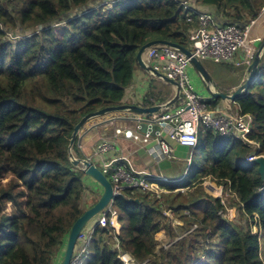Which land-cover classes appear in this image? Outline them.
Returning <instances> with one entry per match:
<instances>
[{
  "label": "trees",
  "instance_id": "trees-1",
  "mask_svg": "<svg viewBox=\"0 0 264 264\" xmlns=\"http://www.w3.org/2000/svg\"><path fill=\"white\" fill-rule=\"evenodd\" d=\"M189 2L219 24L240 27L264 9V0ZM192 11L178 0H0V264L59 263L85 210L84 196L98 190L69 158L75 126L89 113L124 103L144 44L167 40L191 48L199 27L197 13L188 20ZM236 103L254 115L250 137L264 154V75ZM234 139L200 127L195 150L202 161L183 185L193 196L164 206L199 227L161 253L159 237L171 229L170 222L161 224L164 202L130 188L116 198L125 224L118 238L136 261L264 264L252 229L254 223L264 233V181L258 165L247 161L252 147ZM206 178L236 192L230 207L239 206L247 228L224 216L223 199L204 190ZM170 234L177 236L174 229ZM113 239L109 225H97L87 264H123Z\"/></svg>",
  "mask_w": 264,
  "mask_h": 264
},
{
  "label": "built area",
  "instance_id": "built-area-1",
  "mask_svg": "<svg viewBox=\"0 0 264 264\" xmlns=\"http://www.w3.org/2000/svg\"><path fill=\"white\" fill-rule=\"evenodd\" d=\"M178 1H180L185 10H193L188 14L189 21H192L193 14L197 13L199 27L190 36L192 41L190 50L200 60L211 58L216 62H232L239 50L250 46V33L257 22L256 18L252 19L244 27H240L237 24H219L214 14L198 10L190 4L189 0ZM254 56L252 55L250 59H253L252 57ZM191 59L192 56H188L179 48L168 44L153 45L146 50V63L160 71L161 66L158 64L154 65L153 62L156 60L162 61V69H164L167 77L177 82L180 95L174 103H168L171 99L162 103L161 110L153 115L137 114L138 116H133L131 120L135 123L136 129H126V136L132 138L135 132L141 131L143 125L146 124L148 126L144 132L146 142L154 141L150 147L151 154L157 160L174 161L178 159V156L176 147L171 141L191 148L193 152L199 144L200 127L204 125L206 128L219 132L222 136L238 139L251 146L252 152L247 157L248 162L263 156L264 154L260 153V142L250 137L255 121L254 115L252 113H242L240 109H233L229 104L218 108L219 112L212 110L209 99L196 90V86L191 80V75L188 73V68L192 65ZM247 63L250 64L251 60H247ZM257 77H255V81L258 79ZM116 117L119 118V113L113 118ZM106 120L111 121V119L105 118L102 122L107 124L108 121ZM120 131L121 128L116 129L117 133ZM116 150L115 141L105 138L93 145V149L86 158L96 165H98L97 162L101 163L103 173L112 181L114 194H122L128 188L144 189L159 193L157 189L160 188L166 191L163 188L166 186L162 185L161 182L174 181L163 174L137 170L130 161L132 169L121 166L118 162L124 157L105 159L106 154H111ZM187 160L188 166L181 178L186 177L187 172L191 168L192 155ZM120 219V212L115 207L113 197L102 211L98 224L109 225L113 230L119 246V257L123 264H147V261H136L130 251L123 249L122 243L118 238L122 233L123 227ZM94 230L95 228L89 233L84 231L80 233L75 255L70 264H84L86 262V257L91 249Z\"/></svg>",
  "mask_w": 264,
  "mask_h": 264
},
{
  "label": "crops",
  "instance_id": "crops-1",
  "mask_svg": "<svg viewBox=\"0 0 264 264\" xmlns=\"http://www.w3.org/2000/svg\"><path fill=\"white\" fill-rule=\"evenodd\" d=\"M256 19H257V22L252 27V30L250 33V46L241 49L236 54L232 62H219V63L228 64V65L246 64L248 65L247 68H245V71L243 72V74L236 72V76L239 79V81L236 83H232V84H226L225 80H223V83H222L220 80H217L215 78L214 74L211 73L214 83L216 84L217 90L223 91V92H233L241 84H243L244 81L247 79L248 68L253 62V59L255 57L254 55L256 54V52H258L260 47L264 45V9L261 11L260 15ZM252 55L254 57H252L253 59H250ZM204 60H212V59L205 58V59H202V62ZM247 60H251V63L250 64L247 63ZM153 64L160 65L161 66L160 72L165 73L164 69H162L163 67L162 61L156 60L153 62ZM193 65L194 64H192V66L191 65L189 66L188 73H190L191 75V80L195 84L196 90L199 93L204 94L207 97V99L210 100L212 110L219 112L220 110L218 108L227 106L228 104L231 105L232 106L231 108L233 109H237V110L239 109L238 105L236 107L233 106L235 103L231 104L232 101L224 102V101H219L213 98L203 78L201 77L202 80H200L199 76L195 74ZM258 70H260L261 72L264 71V49L261 54V61H260ZM147 73H148L147 70L141 68L139 65L136 66L134 70L135 78H134V81H132V83L126 89L124 101H123L124 103L139 104L141 106H151V105H156V104H162L164 102L169 101L170 99L174 97L175 92L177 91V86L175 84H172L170 81L166 80L162 76L151 74L150 72H149L150 73L149 74L150 77H149L147 76ZM147 92H150V93H147ZM118 113H119V118L117 117L113 118ZM137 114H141V113H136L131 110H123V111L108 113V117L111 116L109 118L111 119V121L109 122L108 120H106L108 121L107 124L102 122L104 118H101L99 120H96L97 119L96 118L95 119L96 123L93 126H97L100 129V134L91 133V131L87 133V136L85 137V142H84L85 144L84 149L86 153H89L90 149H93V145L98 141L99 138H110L115 141L117 150L111 154H106L105 155L106 160L107 159L109 160V158L111 159L113 157H124V159L119 160L118 162L121 166H125L128 169H132L131 168V164H132V166L137 170H147L155 174H163L162 172L156 173L155 171H158V170L162 171L163 170L162 165L168 161L157 160L151 154L150 147L153 145L154 141H151L150 143L149 141L146 142V138L144 134L145 131L141 130V131L135 132L132 138H128L126 136V133H125L126 129L128 128L136 129V125L131 120V118L133 116H138ZM141 115H147V114H141ZM109 125L113 126V131L106 130L104 128V127H108ZM99 126H103V128H100ZM117 128H121V131L119 133L116 132ZM95 131H96V128H95ZM103 133L104 135H102ZM106 134L111 135V137L107 136ZM171 143L176 147V153L178 156L177 160H183L181 157H183V154H185V152H190V153L192 152L191 148L181 146L177 142L171 141ZM129 161L131 162V164ZM98 163L100 164V166H102L100 162H97V164Z\"/></svg>",
  "mask_w": 264,
  "mask_h": 264
},
{
  "label": "rangeland",
  "instance_id": "rangeland-1",
  "mask_svg": "<svg viewBox=\"0 0 264 264\" xmlns=\"http://www.w3.org/2000/svg\"><path fill=\"white\" fill-rule=\"evenodd\" d=\"M203 64L210 74L211 73L214 74L215 78L217 80H220L222 83H223V80H225L226 84H232V83L238 82L239 79L236 76V72L243 74V72L245 71V68H247V66H248L246 64L228 65L225 63L216 62L214 60H204ZM137 65H139V64L137 63ZM193 68H194L195 74H197L199 76L200 80H202L199 71L196 69L195 66ZM189 71H190V69H189ZM149 74L150 73L148 72L147 76H149ZM263 75H264L263 73L258 72L259 78L257 81H260L262 79ZM206 86H207V84H206ZM228 89H230V88H228ZM147 93H150V92H147ZM231 104H234L233 105L234 107L237 106L236 102H234V101ZM101 118H104V120H105V118H110V117H108V114H107L103 117H97V119L96 118L95 119L99 120ZM95 119H94V121H93V119L90 120L88 122V124H86L79 131V135H78L77 140H76L77 142L75 143V146L72 150V152L75 154V156L78 157L79 159H84V158L86 159L88 157V154L92 150V149H90L89 153H86V151L84 149V145H85L84 142H85V137L87 136V133H89L91 131V133L100 134V129L97 126H93L96 123ZM99 127L103 128V126H99ZM95 128H96V131H95ZM104 128L106 130L113 131L112 125H109L108 127H104ZM102 135H104V133ZM106 135L111 137V135H109V134H106ZM100 139L103 140L105 138H99L98 141L94 145L99 143ZM106 139H110V138H106ZM110 140H112V139H110ZM78 151H80V152H78ZM200 151H201V149H197L191 153L185 152V154H183V157H181L183 160L168 161L162 165V167H163L162 171H160V170L155 171L156 173L162 172L164 175H167L169 178L174 180L172 182H161L162 185L166 186V187L162 186L166 191H163L160 188V189H157L159 191V193H154L152 191H147L144 189H137L140 192H147V193L149 192L153 196L155 195L158 198V200L160 199L161 202H164L163 207H162L164 218H162L161 224L163 225L165 222L171 223V229H169L167 231H163V233L159 237L160 241H159V244L156 248V251L158 253H161L163 248L167 249L170 245L176 243L182 237L186 236L187 234L192 233L193 230H195L199 227V224H197V223H194L191 226H188L187 221L178 218L176 215L178 212V210L175 209L176 207H174L172 209H169V208L166 209V207L164 208V206L168 204L166 202H168V200H171V198H188V197L191 198L193 196V194H191L189 192L193 191L194 189H191L192 187H186L183 185L186 184L187 182H189V180L191 179V176L195 173V171L199 170L200 163L202 161V153ZM191 155L193 157V161L191 163V168L187 172L185 178H180L181 176L184 175V173L187 169V166H188L187 158ZM98 166L100 167L99 163H98ZM79 167H80V169H82L84 166L80 163ZM177 179H180V180L178 181ZM89 180H90L89 183H90L91 187L93 189L98 188V190L95 192L90 191L89 193H87L86 196H84V198H86L84 203H83L85 210H87L93 204H95L101 196V194L99 192V187H102V186L94 178H90ZM202 185L204 187L205 192H207L208 194H210L212 196L221 197L223 199L225 206H226V210L223 211L225 217H227L229 220L236 221L237 223L239 222L241 224H244L245 228H247V226L249 225V222L247 223L243 218H241V215L239 214V210H238L239 206L230 207V206H232V202L234 203V201H236V198H238L235 195L236 192H233L229 188V186L224 187L223 185L218 184L217 181L213 178L204 179ZM171 186H176V187H175V189H170ZM189 189H191V190H189ZM180 193H182L183 196L179 195ZM185 213L187 215H190V212L188 211V209H187V212L185 211ZM179 215H182V214L179 213ZM98 222H99V220L96 221L95 218L92 219L87 224V226L84 228V232H86V233L91 232L92 229L95 228V226L98 224ZM122 224H123V226L125 225L124 223H122ZM183 228H185L184 232L182 231ZM187 228H189V229L187 230ZM173 229L175 230V234L177 235L176 237L171 236V234H170V232ZM252 229H253V232L261 234V246H262L261 252L264 255V233H262L261 228L256 227L254 225V223L252 224ZM114 241H115V246L117 248H119V246L117 245L116 237H115V239L112 240V242H114ZM90 257H91V249H90V251L86 257V262L84 264H87V262L91 259Z\"/></svg>",
  "mask_w": 264,
  "mask_h": 264
},
{
  "label": "water",
  "instance_id": "water-1",
  "mask_svg": "<svg viewBox=\"0 0 264 264\" xmlns=\"http://www.w3.org/2000/svg\"><path fill=\"white\" fill-rule=\"evenodd\" d=\"M42 28V26H40ZM158 44H168L174 47L179 48L183 52H185L188 56H192V64L197 68V70L200 73V76L203 78L204 82L207 84V87L209 89V92L213 98H222L224 102H229V101H236L244 92L248 91L251 85L255 81L256 74L258 72V67L260 65L261 61V54L264 49V45L260 47L258 50L257 54L255 55L252 64L248 68V77L244 81L243 84H241L235 91L233 92H223L219 91L216 89V84L214 83V80L211 76V74L208 72V70L205 68L202 60L197 58L196 56L193 55L192 51L189 48H185L183 46H179L178 44L172 43L167 40H152L144 44L138 54H137V62L139 66L151 74H156L158 76H162L166 80L170 81L172 84H175L177 86V82L169 77H167L164 73L156 70L152 65H148L145 60V53L146 50L153 46V45H158ZM179 88L177 87V91L175 92L174 97L168 102V103H174L178 100L179 98ZM162 108V104H156V105H151V106H141L139 104H128V103H123L120 105H114V106H108L105 108H102L98 111L89 113L85 115L75 126L71 142L69 145V158L72 162V164L78 168H80V163L84 166L82 168L83 172L92 178H94L101 186H102V193L99 198V200L93 204L90 208L85 210L83 214L76 220L74 223L69 237L67 241V245L65 248V252L63 254L62 259L59 261L58 264H70L72 258L75 255V251L77 248V244L79 241V235L82 230L87 226V224L95 218V216L99 215L102 210L109 204L111 199L114 197V189H113V184L111 180L107 177L106 174L103 173V171L100 169L98 165L95 163L87 160V159H79L78 157L75 156V154L72 152L74 148V144L76 143L77 137L79 135V131L86 125L88 122L92 119H95L97 117L104 116L108 113L112 112H117V111H123V110H131L136 113H141V114H147V115H153L154 113L158 112ZM147 125L144 124L142 127L143 131H146ZM159 129V127H157ZM251 164H256L258 165V169L260 172V175L264 181V155L259 156L252 160L250 162ZM119 195H116L115 197H119Z\"/></svg>",
  "mask_w": 264,
  "mask_h": 264
},
{
  "label": "clouds",
  "instance_id": "clouds-1",
  "mask_svg": "<svg viewBox=\"0 0 264 264\" xmlns=\"http://www.w3.org/2000/svg\"><path fill=\"white\" fill-rule=\"evenodd\" d=\"M195 7V6H194ZM196 8V7H195ZM198 9V8H197ZM199 10V9H198ZM201 11V10H200ZM259 72V71H258ZM258 72H257V74H256V77L258 76ZM257 78H259V77H257ZM258 80V79H257ZM255 82V81H254ZM236 102V101H235ZM107 115V114H106ZM105 116V115H104ZM101 117H103V116H101ZM74 146H75V144H74ZM193 152H194V150H193ZM82 155V154H81ZM80 169V168H79ZM100 169H101V166H100ZM82 170V169H81ZM102 170V169H101ZM83 171V170H82ZM108 177V176H107ZM109 178V177H108ZM181 178V177H180ZM185 178V177H184ZM110 179V178H109ZM179 181V180H178ZM112 182V181H111ZM102 193V187L100 188V194ZM123 194V193H122ZM122 194H120V195H122ZM115 196H116V194H115ZM114 196V200H116V198L117 197H115ZM112 200V199H111ZM106 208V207H105ZM104 208V209H105ZM103 209V210H104ZM102 210V211H103ZM85 212V211H84ZM101 214H102V212L100 213V216H101ZM100 219V218H99ZM121 220V219H120ZM121 224H122V221H121ZM97 225H99V224H97ZM97 225L95 226V229H96V227H97ZM256 227H259L257 224H254ZM122 226H123V224H122ZM110 227V226H109ZM123 228H124V226L122 227V230H123ZM259 228H261V227H259ZM262 230V229H261ZM84 230H82L81 232H83ZM94 232H95V230H94ZM255 233V232H254ZM255 234H258V233H255ZM259 236H260V238H261V234H259ZM94 238V237H93ZM93 242V241H92ZM120 252V251H119ZM119 255H120V253H119ZM134 257V256H133ZM120 258V257H119ZM121 260V259H120ZM123 263V262H122Z\"/></svg>",
  "mask_w": 264,
  "mask_h": 264
},
{
  "label": "bare ground",
  "instance_id": "bare-ground-1",
  "mask_svg": "<svg viewBox=\"0 0 264 264\" xmlns=\"http://www.w3.org/2000/svg\"><path fill=\"white\" fill-rule=\"evenodd\" d=\"M93 121H94V119H93ZM90 123H91V122H90ZM228 138H229V140H230V138H232V137H228ZM229 140H228V142H230ZM226 141H227V140H226ZM234 141H235V139H234ZM234 141H233V142H234ZM228 142H227V143H228ZM233 142H231V143H233ZM229 145H230V144H229ZM229 145H228V146H229ZM225 146H226V145H225ZM225 149H227V148L225 147ZM218 150H219V149H218ZM224 151H225V150H224ZM200 152H201V151H200ZM202 152H203V151H202ZM219 153H220V152H219ZM220 154H221V153H220ZM222 154H223V153H222ZM90 258H91V257H90ZM93 258H94V257H93Z\"/></svg>",
  "mask_w": 264,
  "mask_h": 264
}]
</instances>
